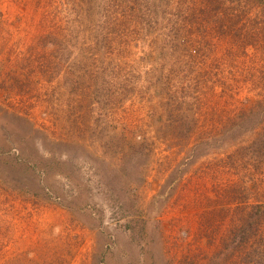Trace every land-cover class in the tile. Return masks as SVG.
Wrapping results in <instances>:
<instances>
[{"label":"rangeland","instance_id":"obj_1","mask_svg":"<svg viewBox=\"0 0 264 264\" xmlns=\"http://www.w3.org/2000/svg\"><path fill=\"white\" fill-rule=\"evenodd\" d=\"M263 8L0 0V264H264Z\"/></svg>","mask_w":264,"mask_h":264},{"label":"trees","instance_id":"obj_2","mask_svg":"<svg viewBox=\"0 0 264 264\" xmlns=\"http://www.w3.org/2000/svg\"><path fill=\"white\" fill-rule=\"evenodd\" d=\"M261 3H262V2H261ZM237 8H238V7H237ZM218 9H219V10L222 9V10H224V12H225L226 10H228V8L226 9V8L224 7L223 4H220V6L218 5ZM233 10L237 11L236 8H235V9H232V11H233ZM263 10H264V8H263ZM237 12H238V11H237ZM240 13H242V12H240ZM260 36L263 37L261 34H260ZM256 258H259V257H256ZM259 262H260V261H259ZM259 262H257L256 264H258Z\"/></svg>","mask_w":264,"mask_h":264}]
</instances>
